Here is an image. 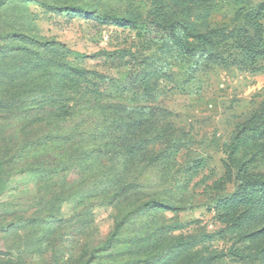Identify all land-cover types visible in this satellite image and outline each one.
I'll return each instance as SVG.
<instances>
[{"label":"rangeland","instance_id":"obj_1","mask_svg":"<svg viewBox=\"0 0 264 264\" xmlns=\"http://www.w3.org/2000/svg\"><path fill=\"white\" fill-rule=\"evenodd\" d=\"M260 8L257 31L246 16ZM160 20L179 24L186 43L175 44ZM260 38L264 0H0V161L17 157L0 190V263L206 264L213 251L221 264H264L232 260L224 229V216L241 210L228 200L239 170L264 185V63L250 66L241 53ZM54 61L89 72L72 80L87 86L98 76L121 86L137 68L159 77L149 97L113 91L112 102L131 109H111V118L130 111L140 123L98 134L89 122L102 113L90 109L84 124L41 118L33 100L57 85ZM149 117L152 135L141 121ZM44 126L54 128L46 140L17 152L37 142L21 129ZM118 136L133 153H121ZM93 146L99 155L82 158ZM123 182L133 183L126 195L103 201ZM255 200L261 214L248 223L264 247L261 193Z\"/></svg>","mask_w":264,"mask_h":264},{"label":"trees","instance_id":"obj_2","mask_svg":"<svg viewBox=\"0 0 264 264\" xmlns=\"http://www.w3.org/2000/svg\"><path fill=\"white\" fill-rule=\"evenodd\" d=\"M235 4H241L244 3L246 0H232ZM262 11L263 8H260V10L254 14H249L246 16L247 24L254 28L255 30L260 29V21L262 20ZM114 18V17H113ZM119 20V19H116ZM174 22H166L164 23L162 20L158 22L157 27L160 28L161 31H168L171 38L175 42V44L184 45L186 43V38L183 37V34L178 32L177 26L173 24ZM181 32H185L184 28L181 30ZM30 41H35L33 39H30ZM36 42V41H35ZM38 46H47L49 43H40L36 42ZM205 45V44H203ZM55 46V44H54ZM241 53L243 55V60L246 64L252 66L255 65L257 62L264 63V40L258 39L254 40L253 42L249 43L247 46H244L241 49ZM50 64L53 67H57L58 75L57 78H59L57 85H48L47 88L51 92L50 94H39V97L34 98V102L37 105H40L42 108V112L44 113L41 117L43 120L46 119L47 114H52L53 118L56 117L57 119H61L63 121L70 120V124L73 123H79L82 122L84 124L86 119H88L87 116H84V114L81 112L87 111L90 109L93 112H97L99 114L102 113V116L97 119V123L93 122L90 124V127L92 128V131L96 133H102L105 131L103 127L105 125H109L112 129L115 127V125L119 124L120 131L122 129H130L131 127L135 126L137 123H140L139 119H135L137 114H134L130 111L125 113V117H121L119 119H113L111 118L112 113L111 109H115V114H120L121 112L116 111V109L121 108H130L131 106L128 104H123L119 102H112L111 99H117L118 96L111 97V94L113 91L118 93V95L121 98L127 97L126 95L131 93V99H135V97H142L146 96L149 97L152 93V86L151 81L154 79L155 81L158 80L159 77V71L157 70H151L149 73L140 71L138 68L131 70V73L128 76V80L126 83L121 84V86L114 84V80L112 79H104L103 76L99 77V82L94 83L91 86L87 85H81L78 82H73V79L84 77L85 75H88L89 72L82 69H74L72 68L71 64L66 61H54L50 62ZM92 75L96 76L98 74L91 73ZM142 77L140 80L139 78ZM42 84V83H41ZM126 89V91H125ZM126 94V95H125ZM111 97V98H110ZM110 98V99H109ZM110 101H109V100ZM107 100V101H106ZM110 113V114H108ZM16 115V114H15ZM13 115V116H15ZM39 115V114H38ZM81 116V117H79ZM38 117L39 119H41ZM91 119V118H89ZM92 120V119H91ZM143 125L146 124V127L149 131V135H152L154 133V123L152 119L145 118L141 119ZM107 125V126H108ZM75 128V127H74ZM74 128H72L74 130ZM54 129V128H53ZM53 129H49L47 126H44L42 128L38 127H26L25 129H21L20 133L21 135L27 134L28 136H37L35 138V141L32 142H24L17 150L22 151L23 149L32 148L36 146V144L40 143L42 140H46L51 133H53ZM94 133V135L96 134ZM77 134L75 137H73L74 140H76ZM79 137V136H78ZM68 141V140H67ZM115 142L122 143V154L127 155L129 153H133V150L130 146H127L125 142L121 141L119 136L115 138ZM97 146V145H95ZM95 146L91 148L89 151H84L81 154L82 158H87V154L89 153H96V150L98 152H101L100 149H96ZM94 148V149H93ZM1 155V153H0ZM99 153H96V156H98ZM16 160L17 157L8 153V158L3 159L2 162L0 161V169L2 167V173L0 174V190L4 191L6 188V182L14 173L15 167H16ZM255 176H251L246 172L245 168H241L237 174V180H238V186L234 194L228 198L229 202L232 203V201L240 200L242 202L241 210L238 213L237 216H235L231 211L228 212V215L224 216L228 220H226L225 224V231L228 232L227 235H230L233 239V244L231 247V250H229V256L233 259H245L248 257L251 258H259L260 260H264V247H261L258 245L255 241V237L257 234L261 232H252L251 231V224L248 221L252 218H254L256 215L253 214L254 210H256L259 215L261 214V207L259 206L258 202L255 200L256 195L258 193H261V198L264 201V185L256 184L257 181L254 180ZM112 180H109L111 182ZM124 184H119L116 188V190L106 192L105 199L103 201H112L115 197L120 196L123 197L127 194L128 190L132 187L133 183H127L123 182ZM108 185V184H107ZM111 185V184H110ZM113 185H111L112 188ZM108 186H104L105 189H107ZM104 192V191H103ZM102 192V193H103ZM92 198H95L96 196L94 192H90ZM101 193V195H103ZM244 201L248 203V208L245 207ZM240 206H236L234 209L237 213V208ZM226 212V211H225ZM220 213V212H218ZM121 226L118 225L115 232L119 229ZM262 231H264V227L261 228ZM210 239L209 236L206 238L201 237L197 239L196 237L191 238V244L189 247L196 248L204 242V240ZM238 247V248H235ZM211 257L209 258V261L206 264H221L218 262L220 259L217 254H214L212 251ZM1 264V263H0ZM2 264H12L10 261H5Z\"/></svg>","mask_w":264,"mask_h":264}]
</instances>
